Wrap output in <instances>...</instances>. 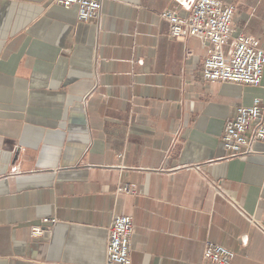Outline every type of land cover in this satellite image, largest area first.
<instances>
[{
	"label": "crops",
	"instance_id": "1",
	"mask_svg": "<svg viewBox=\"0 0 264 264\" xmlns=\"http://www.w3.org/2000/svg\"><path fill=\"white\" fill-rule=\"evenodd\" d=\"M181 1L105 0L84 22L0 0V264H107L118 215L134 221L132 264H207L208 242L264 264V144L230 158L221 142L264 84L205 82V45L162 18L188 16ZM223 1L264 49V0Z\"/></svg>",
	"mask_w": 264,
	"mask_h": 264
},
{
	"label": "built area",
	"instance_id": "2",
	"mask_svg": "<svg viewBox=\"0 0 264 264\" xmlns=\"http://www.w3.org/2000/svg\"><path fill=\"white\" fill-rule=\"evenodd\" d=\"M105 0H53L64 9L76 8L78 19L88 22L100 20ZM182 2L181 0H178ZM188 16L167 10L162 18L170 24V35L176 40L199 39L206 47L202 78L207 83H233L260 88L264 84V49L260 41L244 34H236V7L223 0H192L185 2ZM221 142L230 158L260 154L256 149L264 144V99L255 98L251 106H241L235 117L227 122ZM132 185L119 186L117 194L132 195ZM43 224L54 227L57 220L45 218ZM262 233L264 223L251 219ZM107 264H132V236L134 221L131 216H116L109 227ZM51 233L40 225L31 228L32 238ZM207 264H231L235 253L218 244L208 242L204 249Z\"/></svg>",
	"mask_w": 264,
	"mask_h": 264
}]
</instances>
